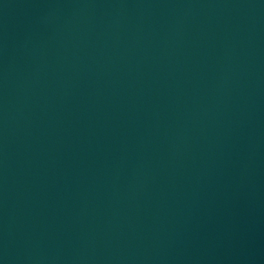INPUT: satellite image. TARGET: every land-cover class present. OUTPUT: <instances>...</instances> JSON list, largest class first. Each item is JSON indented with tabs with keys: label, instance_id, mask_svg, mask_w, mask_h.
<instances>
[{
	"label": "water",
	"instance_id": "95a60500",
	"mask_svg": "<svg viewBox=\"0 0 264 264\" xmlns=\"http://www.w3.org/2000/svg\"><path fill=\"white\" fill-rule=\"evenodd\" d=\"M0 264H264V0H0Z\"/></svg>",
	"mask_w": 264,
	"mask_h": 264
}]
</instances>
